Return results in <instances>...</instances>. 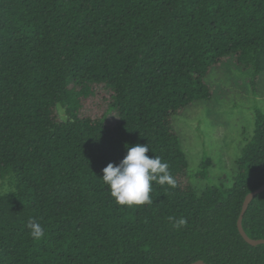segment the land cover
I'll return each instance as SVG.
<instances>
[{"label": "trees", "instance_id": "1", "mask_svg": "<svg viewBox=\"0 0 264 264\" xmlns=\"http://www.w3.org/2000/svg\"><path fill=\"white\" fill-rule=\"evenodd\" d=\"M227 57L264 74V0H0V181L11 186L0 191V264H264V244L237 228L264 184V114L233 185L199 193L172 126L211 98L205 79ZM71 85H103L115 120L79 117ZM137 143L168 162L176 187L153 182L152 204L121 206L100 176ZM242 227L264 239V191Z\"/></svg>", "mask_w": 264, "mask_h": 264}, {"label": "rangeland", "instance_id": "2", "mask_svg": "<svg viewBox=\"0 0 264 264\" xmlns=\"http://www.w3.org/2000/svg\"><path fill=\"white\" fill-rule=\"evenodd\" d=\"M211 98L197 101L172 117L187 161L183 180L196 192L207 187L229 188L237 172L242 148L254 131L255 113L264 114V74L253 79L252 71L237 65L235 57L225 58L205 79ZM69 99L79 117L116 118L111 92L103 85L87 86L85 93L71 85ZM59 119L66 121L65 107L57 106ZM202 161L206 167L203 168ZM8 181H0V191L10 192Z\"/></svg>", "mask_w": 264, "mask_h": 264}, {"label": "clouds", "instance_id": "3", "mask_svg": "<svg viewBox=\"0 0 264 264\" xmlns=\"http://www.w3.org/2000/svg\"><path fill=\"white\" fill-rule=\"evenodd\" d=\"M126 154L118 164L109 162L103 169L102 182L108 187L109 194L121 206L149 205L153 203L152 183L167 184L176 187V180L170 173L169 164L159 156H149L148 144H125ZM173 228L186 225L184 217H169ZM26 227L33 240L39 241L45 236V230L35 218H31Z\"/></svg>", "mask_w": 264, "mask_h": 264}, {"label": "water", "instance_id": "4", "mask_svg": "<svg viewBox=\"0 0 264 264\" xmlns=\"http://www.w3.org/2000/svg\"><path fill=\"white\" fill-rule=\"evenodd\" d=\"M264 191V184H262L261 186H259L258 188H256L255 190L249 192L244 200H243V203H242V207H241V211H240V214L238 216V220H237V228H238V231L240 233V235L242 236V238L250 245L252 246H256V245H259V244H264V239H254V238H250L246 232L243 230V227H242V219H243V215L244 213L246 212L250 202L252 201V199L254 198L255 195L261 193ZM190 264H205L202 260H198V261H195L193 263H190Z\"/></svg>", "mask_w": 264, "mask_h": 264}]
</instances>
